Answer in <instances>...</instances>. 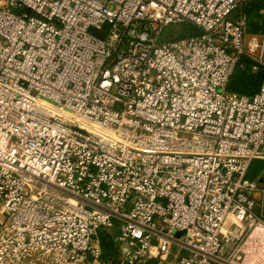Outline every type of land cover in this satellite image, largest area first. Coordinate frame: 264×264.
Segmentation results:
<instances>
[{
  "label": "built area",
  "instance_id": "obj_1",
  "mask_svg": "<svg viewBox=\"0 0 264 264\" xmlns=\"http://www.w3.org/2000/svg\"><path fill=\"white\" fill-rule=\"evenodd\" d=\"M248 1L0 0V264H264Z\"/></svg>",
  "mask_w": 264,
  "mask_h": 264
},
{
  "label": "trees",
  "instance_id": "obj_2",
  "mask_svg": "<svg viewBox=\"0 0 264 264\" xmlns=\"http://www.w3.org/2000/svg\"><path fill=\"white\" fill-rule=\"evenodd\" d=\"M243 11L247 15L250 32L258 33L261 31L263 29L261 12L264 11V0H251L246 2L243 5ZM186 32L191 33V29L188 28ZM254 64V60L247 56H242L228 84V89L245 94L256 93L260 89L264 79V69L259 68L254 71ZM250 171L252 177L260 175V173L264 171V161H254L251 165ZM117 236L118 232L116 231H99V237L101 239V245L103 249L102 257L104 259H112L113 255L117 252Z\"/></svg>",
  "mask_w": 264,
  "mask_h": 264
},
{
  "label": "rangeland",
  "instance_id": "obj_3",
  "mask_svg": "<svg viewBox=\"0 0 264 264\" xmlns=\"http://www.w3.org/2000/svg\"><path fill=\"white\" fill-rule=\"evenodd\" d=\"M262 13V23H263V29L261 31H259L258 33H253L250 32V30L248 31V35H247V41H249L252 37H256V40L260 43L263 44L264 43V13L263 11ZM184 25H172L169 24L167 26H165L164 31H163V35H168V34H172L174 32H176V30H180V28H183ZM261 52V47H257L253 52L252 55L258 56ZM228 225L230 226H234V223H232L231 221L228 222ZM110 232H115L116 230L111 228L109 230ZM127 242H117L116 244V250L117 252L113 255L112 259H104L105 264H121L124 261V254H123V247L125 245H127ZM146 264H161L159 263V259L155 258L151 261H149Z\"/></svg>",
  "mask_w": 264,
  "mask_h": 264
},
{
  "label": "water",
  "instance_id": "obj_4",
  "mask_svg": "<svg viewBox=\"0 0 264 264\" xmlns=\"http://www.w3.org/2000/svg\"><path fill=\"white\" fill-rule=\"evenodd\" d=\"M260 181L264 182V173L261 175L260 177ZM181 232H178V235L180 234Z\"/></svg>",
  "mask_w": 264,
  "mask_h": 264
},
{
  "label": "crops",
  "instance_id": "obj_5",
  "mask_svg": "<svg viewBox=\"0 0 264 264\" xmlns=\"http://www.w3.org/2000/svg\"><path fill=\"white\" fill-rule=\"evenodd\" d=\"M115 230H116V232H118L117 229H115ZM116 244H117V243H116Z\"/></svg>",
  "mask_w": 264,
  "mask_h": 264
}]
</instances>
